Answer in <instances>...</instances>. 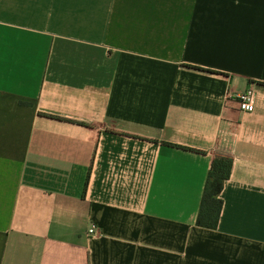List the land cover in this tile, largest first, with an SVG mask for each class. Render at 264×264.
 I'll return each mask as SVG.
<instances>
[{
	"label": "crops",
	"instance_id": "crops-1",
	"mask_svg": "<svg viewBox=\"0 0 264 264\" xmlns=\"http://www.w3.org/2000/svg\"><path fill=\"white\" fill-rule=\"evenodd\" d=\"M0 264H264V0H0Z\"/></svg>",
	"mask_w": 264,
	"mask_h": 264
},
{
	"label": "trees",
	"instance_id": "trees-1",
	"mask_svg": "<svg viewBox=\"0 0 264 264\" xmlns=\"http://www.w3.org/2000/svg\"><path fill=\"white\" fill-rule=\"evenodd\" d=\"M231 168L232 161L228 158L216 157L212 160L195 220L197 227L216 229L222 208L219 195L230 176Z\"/></svg>",
	"mask_w": 264,
	"mask_h": 264
},
{
	"label": "built area",
	"instance_id": "built-area-1",
	"mask_svg": "<svg viewBox=\"0 0 264 264\" xmlns=\"http://www.w3.org/2000/svg\"><path fill=\"white\" fill-rule=\"evenodd\" d=\"M256 100V94L252 90H246L239 94L236 98L237 108L242 113H252L254 110V104ZM94 227L91 226L88 230V234H94Z\"/></svg>",
	"mask_w": 264,
	"mask_h": 264
}]
</instances>
